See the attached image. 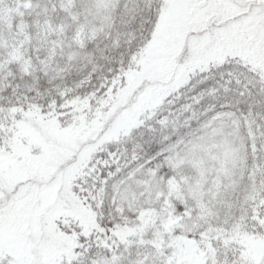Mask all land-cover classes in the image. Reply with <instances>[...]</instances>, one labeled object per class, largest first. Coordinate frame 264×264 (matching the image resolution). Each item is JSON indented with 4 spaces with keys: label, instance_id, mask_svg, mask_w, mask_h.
Returning a JSON list of instances; mask_svg holds the SVG:
<instances>
[{
    "label": "snow or ice",
    "instance_id": "snow-or-ice-1",
    "mask_svg": "<svg viewBox=\"0 0 264 264\" xmlns=\"http://www.w3.org/2000/svg\"><path fill=\"white\" fill-rule=\"evenodd\" d=\"M0 264H264V0H0Z\"/></svg>",
    "mask_w": 264,
    "mask_h": 264
}]
</instances>
